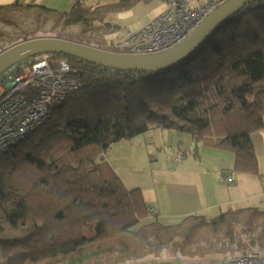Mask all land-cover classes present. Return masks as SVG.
Returning a JSON list of instances; mask_svg holds the SVG:
<instances>
[{
	"label": "trees",
	"instance_id": "1",
	"mask_svg": "<svg viewBox=\"0 0 264 264\" xmlns=\"http://www.w3.org/2000/svg\"><path fill=\"white\" fill-rule=\"evenodd\" d=\"M141 1L153 0H75L67 11L16 1L0 6V23L26 24L30 30L20 36L26 40L40 21L93 26ZM20 37L0 30V40ZM49 55L66 60L69 76L82 87L0 152V251L6 264H73L91 259L90 253L133 258L217 233L235 243L238 226L264 232V211L257 208L229 209L214 218L188 215L165 225L142 189L127 187L105 155L151 129H174L189 133L197 147L233 151L235 171L260 175L252 135L264 129V0L245 4L191 54L160 71Z\"/></svg>",
	"mask_w": 264,
	"mask_h": 264
},
{
	"label": "rangeland",
	"instance_id": "2",
	"mask_svg": "<svg viewBox=\"0 0 264 264\" xmlns=\"http://www.w3.org/2000/svg\"><path fill=\"white\" fill-rule=\"evenodd\" d=\"M97 0H84V3L89 5L90 3H95ZM100 1V0H98ZM191 4L199 2L200 0H187ZM113 0H101V3H112ZM168 5V0H162L161 3L155 1V3L141 1L136 4L135 7H131L130 10L124 12L114 11L112 14H107L104 18L97 19L93 26H79L60 22V24H54L50 21L42 22L37 24H32L31 29L36 32L25 38L32 39L37 37H59L71 40H81L83 42H88L95 47L106 48L111 51L123 52L120 48V42L127 33L132 30L135 31L142 27L141 24L148 19L150 16L162 12ZM0 30L5 31L10 35L25 36V32L30 29L26 24H22L19 27L6 25L0 23ZM112 36H120L119 38L112 39ZM26 39V40H27ZM24 38L20 37L14 41L0 40V53L7 48L23 41ZM116 41V42H115ZM79 42V41H78ZM60 61L58 58L50 57L49 62L52 67L59 68ZM161 131V132H160ZM138 139V140H137ZM191 135L185 132H179L174 129H163V130H152L147 134L138 135L133 138V143L122 147L121 149L133 150L131 154L143 153L151 154L149 162L146 164L144 162L137 163L136 166L140 167L139 170H134L132 173L134 177H137L139 181L144 184V190L147 189V181L154 182L155 176L160 173L162 175H170L172 170H175V160L178 151H184L183 153L190 154V147L188 142L191 140ZM140 140L142 142H140ZM129 141V140H128ZM126 143V142H125ZM118 148L112 146L106 152V158H111L112 160H118L120 164L123 159H121L117 153ZM120 149V150H121ZM135 150V151H134ZM109 152L111 155H108ZM119 154V153H118ZM121 154V152H120ZM135 156V155H134ZM72 158H76L75 156ZM146 162V161H145ZM122 166V165H120ZM131 166V165H127ZM119 172L126 176V171L122 167H118ZM156 168V171H153ZM120 175V174H119ZM122 178V177H121ZM129 186V185H128ZM130 188V187H129ZM147 194V191H146ZM264 210V209H261ZM241 227V228H240ZM238 226L237 236L243 240L245 246L248 244L255 245L250 252L259 251L264 253V236H260V230L257 228H243ZM245 235H244V233ZM255 234V235H253ZM244 237L241 238V236ZM251 238L253 241H251ZM183 242V241H182ZM258 245L259 247L256 248ZM235 246L230 244L227 239L221 234L206 235L199 237L195 242L191 244L182 243V246H173L172 244H167L165 246H160L155 252L149 253L145 251L140 255L133 258H128L127 256H119L117 253H90L91 259L88 257L85 261L74 262L73 264H213L222 258L232 257L230 255L222 257V254H227V251L233 250ZM249 252V251H247ZM246 253V252H245ZM239 255V254H238ZM235 255V256H238ZM208 261V262H207ZM6 257L0 251V264H6ZM40 264H49L48 262H42ZM53 264H72L68 260L63 262H54Z\"/></svg>",
	"mask_w": 264,
	"mask_h": 264
},
{
	"label": "crops",
	"instance_id": "3",
	"mask_svg": "<svg viewBox=\"0 0 264 264\" xmlns=\"http://www.w3.org/2000/svg\"><path fill=\"white\" fill-rule=\"evenodd\" d=\"M16 1H23L26 4L35 3L48 8L67 11L75 0H0V6L9 5ZM155 1L161 3L162 0H153L150 3L153 4ZM127 10L116 12L121 13ZM159 13L150 16L141 25L143 26ZM114 37L120 39V36H112V39ZM79 42L89 44L88 42ZM154 130L163 129L155 128ZM191 138L188 142L190 154L178 151L176 155L183 153V157L180 161L175 160V170H172L170 175H162V173L158 174V176L156 175L154 182L147 181V189L145 188V190L144 184L137 177H134L133 174L129 173L140 169V167L136 166L137 163L144 162L147 164L152 155H148L146 152L143 153L141 150L140 153H137V151L135 154L129 155L133 150L121 149L131 145L134 142L133 138L122 140L114 145L118 148L116 153L118 150L121 152V154L120 152H118L119 154L117 153L123 159L120 164H118V160H112L108 156L107 160L120 174L127 187H140L142 189L146 201L155 211L159 220L165 225L178 224L188 215H203L207 218H214L229 209H264V129L256 131L252 135L260 175L235 171L236 155L233 151L211 144L200 143L197 147L196 141L192 136ZM140 142L142 141L140 140ZM108 155H111V153L109 152ZM118 167H122L127 172V178L119 172ZM153 171H156V168H153ZM229 176L232 177L233 182L228 180ZM259 232L260 236L263 237L264 232ZM241 241L243 242L240 236H237L236 242L230 243L235 246L234 251H227V254H222V257L240 255L250 251L255 246H250V244L245 246L246 244ZM251 241L254 242L252 238ZM256 246V248L259 247L258 245Z\"/></svg>",
	"mask_w": 264,
	"mask_h": 264
},
{
	"label": "built area",
	"instance_id": "4",
	"mask_svg": "<svg viewBox=\"0 0 264 264\" xmlns=\"http://www.w3.org/2000/svg\"><path fill=\"white\" fill-rule=\"evenodd\" d=\"M228 0H168L167 7L120 42L123 52L138 55L163 53L180 45ZM49 53L29 57L0 75V152L45 123L51 108L64 104L82 82L70 77V65L51 66ZM19 68L21 72L18 73ZM182 153L177 155L180 161ZM228 180L233 182L232 177ZM155 213V211L152 209ZM213 264H264V253L252 251L222 258Z\"/></svg>",
	"mask_w": 264,
	"mask_h": 264
},
{
	"label": "water",
	"instance_id": "5",
	"mask_svg": "<svg viewBox=\"0 0 264 264\" xmlns=\"http://www.w3.org/2000/svg\"><path fill=\"white\" fill-rule=\"evenodd\" d=\"M251 1L253 0L226 1L184 42L171 50L158 54L138 55L111 51L59 37H37L23 40L0 53V75L22 60L43 53L65 54L117 70L160 71L182 61L197 49L219 24Z\"/></svg>",
	"mask_w": 264,
	"mask_h": 264
}]
</instances>
